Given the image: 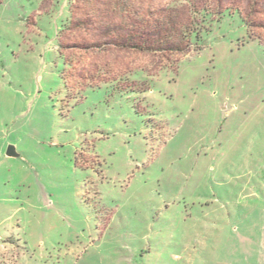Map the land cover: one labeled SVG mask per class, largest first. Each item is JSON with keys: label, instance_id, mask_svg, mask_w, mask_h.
I'll use <instances>...</instances> for the list:
<instances>
[{"label": "rangeland", "instance_id": "1", "mask_svg": "<svg viewBox=\"0 0 264 264\" xmlns=\"http://www.w3.org/2000/svg\"><path fill=\"white\" fill-rule=\"evenodd\" d=\"M108 1L0 0V264H264V0L179 53L56 31Z\"/></svg>", "mask_w": 264, "mask_h": 264}, {"label": "trees", "instance_id": "2", "mask_svg": "<svg viewBox=\"0 0 264 264\" xmlns=\"http://www.w3.org/2000/svg\"><path fill=\"white\" fill-rule=\"evenodd\" d=\"M26 1L37 6L41 0ZM57 3L59 4L60 1ZM184 4L179 7L169 6L156 14V12L135 11L124 0H109L105 4L107 7H103V10L97 8L92 15L89 11V15L85 14V19L78 16L75 19L71 18L70 23L68 17L64 20L59 19L61 23L56 31L64 32L65 29H69V24H79L85 20L93 22L94 14L100 15L101 12L103 18L99 22L100 26L102 25L100 32L102 39L99 38L100 41L95 44L103 45L108 42L119 50L150 52L164 50L179 53L189 47L199 50L202 47L203 34L211 33V24L220 22L225 10L217 11L215 14L218 16L213 18L211 11L198 6L193 0H186Z\"/></svg>", "mask_w": 264, "mask_h": 264}, {"label": "water", "instance_id": "3", "mask_svg": "<svg viewBox=\"0 0 264 264\" xmlns=\"http://www.w3.org/2000/svg\"><path fill=\"white\" fill-rule=\"evenodd\" d=\"M6 154L9 156H13L14 155V148L11 146H8V148L6 150Z\"/></svg>", "mask_w": 264, "mask_h": 264}]
</instances>
